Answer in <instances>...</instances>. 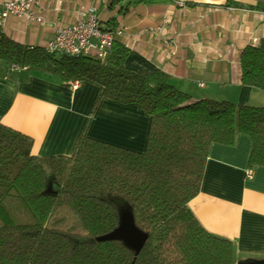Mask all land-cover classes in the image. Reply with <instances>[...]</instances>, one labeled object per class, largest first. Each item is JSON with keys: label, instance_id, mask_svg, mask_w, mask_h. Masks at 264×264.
<instances>
[{"label": "trees", "instance_id": "16d2710c", "mask_svg": "<svg viewBox=\"0 0 264 264\" xmlns=\"http://www.w3.org/2000/svg\"><path fill=\"white\" fill-rule=\"evenodd\" d=\"M128 55L116 42L103 62L48 54L0 31L6 73L16 65L62 85L86 82L97 89L91 116L106 98L137 105L150 119L143 152L90 138L89 119L72 154L53 157L33 156L32 139L0 123V264H236L232 241L206 231L189 202L211 144L232 146L245 135L248 167H264V107L194 100L160 70L131 71ZM239 64L240 85L264 92V38L243 49ZM111 197L125 202L148 235L137 256L120 240H97L119 224Z\"/></svg>", "mask_w": 264, "mask_h": 264}, {"label": "crops", "instance_id": "0c3cea01", "mask_svg": "<svg viewBox=\"0 0 264 264\" xmlns=\"http://www.w3.org/2000/svg\"><path fill=\"white\" fill-rule=\"evenodd\" d=\"M37 1L44 24L11 16L2 31L8 38L45 47L56 26L74 23L78 9L93 6L102 27L122 30L115 42L129 50L131 71L160 70L194 100L264 107L263 91L240 85L239 64L243 49L264 38V0ZM163 22L162 34L150 31ZM96 94L86 82L73 87L37 71L0 67V123L29 136L37 157L71 155L89 119L90 138L143 152L149 116L137 105L106 98L91 116ZM251 146L245 135L232 146L211 144L200 191L189 202L206 231L232 241L236 264H264V167H248Z\"/></svg>", "mask_w": 264, "mask_h": 264}, {"label": "built area", "instance_id": "2783aa9c", "mask_svg": "<svg viewBox=\"0 0 264 264\" xmlns=\"http://www.w3.org/2000/svg\"><path fill=\"white\" fill-rule=\"evenodd\" d=\"M183 6L182 3H177ZM37 0H8L0 2V31L6 26L9 17L22 19L31 24H44L43 17L38 12ZM165 22L150 31L162 34ZM122 35V30L102 27L96 16L93 6L81 7L77 11L76 20L70 25L55 27L54 37L44 49L48 54H65L72 57L94 56L99 61H104L110 53L116 37ZM174 46V41L167 43ZM26 67L10 66V71L26 70ZM76 87L77 82L72 83ZM199 86H203L202 83ZM250 178L252 171H246Z\"/></svg>", "mask_w": 264, "mask_h": 264}, {"label": "water", "instance_id": "95a60500", "mask_svg": "<svg viewBox=\"0 0 264 264\" xmlns=\"http://www.w3.org/2000/svg\"><path fill=\"white\" fill-rule=\"evenodd\" d=\"M148 235L141 232L134 224V218L129 210L121 213L118 226L110 233L97 238L98 241L120 240L135 252V256L143 248Z\"/></svg>", "mask_w": 264, "mask_h": 264}, {"label": "rangeland", "instance_id": "374dc122", "mask_svg": "<svg viewBox=\"0 0 264 264\" xmlns=\"http://www.w3.org/2000/svg\"><path fill=\"white\" fill-rule=\"evenodd\" d=\"M47 182H48V188H51V184H52V179H51V176L48 175L47 176ZM111 200L114 202V204L116 205L117 207V210H118V214L121 215V213L125 210H128L127 209V206L125 204V202H123L121 199L119 198H114V197H111Z\"/></svg>", "mask_w": 264, "mask_h": 264}]
</instances>
